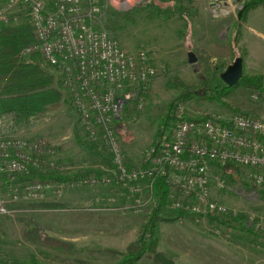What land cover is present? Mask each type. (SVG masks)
I'll use <instances>...</instances> for the list:
<instances>
[{"label":"rangeland","instance_id":"obj_1","mask_svg":"<svg viewBox=\"0 0 264 264\" xmlns=\"http://www.w3.org/2000/svg\"><path fill=\"white\" fill-rule=\"evenodd\" d=\"M245 1L248 0H146L124 12L104 9L98 25L124 50H150L164 66L144 90L136 92L123 114V127L118 133L126 164H140L158 133H163L161 126L172 106L175 120L182 110L187 119L244 113L264 121V100L243 87L223 88L220 78L236 58L245 61L249 57L246 47L255 64L264 61V6L251 11L246 22L241 23L239 14ZM160 2L165 6L181 4L183 17L161 18L152 7ZM238 23L241 39L234 46L232 39ZM188 53L194 54V64L188 63ZM41 68L53 75L44 64ZM243 72L247 74L245 66ZM55 87L64 98L60 109L33 118L21 128L10 117H0V135L45 139L54 149L51 161L58 168L54 171L62 176L84 170L111 175L114 166L108 153L96 150L87 141L76 109L56 78ZM74 131L92 151L81 148ZM232 168L228 174L214 170V176L224 180V190H218L214 181L210 188L212 199L227 208L225 215L196 222L165 207L159 211L163 219L158 222L159 252L172 253L177 264H264V192L253 188L243 170ZM142 191L138 197H129L124 188L112 186L66 188L60 197L47 193L41 200L23 202L64 205L59 210H14L8 204V214L2 218L0 259L25 262L34 255L41 264H116L117 257L102 252H125L155 207L153 190L144 187ZM3 197L8 200L7 195ZM137 200L139 206L135 204ZM33 229L43 239L71 246L62 253L25 242L22 232ZM138 264L147 263L143 260Z\"/></svg>","mask_w":264,"mask_h":264},{"label":"built area","instance_id":"obj_2","mask_svg":"<svg viewBox=\"0 0 264 264\" xmlns=\"http://www.w3.org/2000/svg\"><path fill=\"white\" fill-rule=\"evenodd\" d=\"M145 1L0 0V24L26 21L30 26L34 41L22 50L21 58L40 57L69 96L87 141L96 150L106 151L114 166L109 176L67 183L28 182L8 189V200L0 188V232L8 204L41 200L47 193L60 197L66 188L112 186L138 197L144 187L152 190V183L162 177L172 189L165 208L196 222L228 211L210 194L213 181L218 190L226 188L221 176H214L215 169L221 170L217 166L243 170L253 188L264 192V121L244 113L197 121L179 110L170 139L157 140L138 166L127 169L118 133L123 114L136 92L144 90L164 66L150 50L127 52L98 23L105 8L124 12ZM53 155L45 139L0 135V177L12 180L33 168L57 170ZM135 204L140 205L138 200Z\"/></svg>","mask_w":264,"mask_h":264},{"label":"trees","instance_id":"obj_3","mask_svg":"<svg viewBox=\"0 0 264 264\" xmlns=\"http://www.w3.org/2000/svg\"><path fill=\"white\" fill-rule=\"evenodd\" d=\"M264 6V0H248L243 4V9L239 14L240 22L245 23L247 16L251 11L258 10ZM156 9V13L161 18L179 16L183 17V7L181 4H172L165 6L164 2L157 5H152ZM163 14V15H161ZM243 19L245 21L243 22ZM232 39V44L237 46L241 37V26L236 25ZM33 36L29 24L26 21H21L17 25L0 24V117H10L13 124L18 127L29 125L33 118L45 116L48 113L60 109L64 104V98L61 90L55 87V78L53 75L45 72L41 66L42 61L39 56L34 55L29 60L21 58L20 54L24 48L33 43ZM243 87L257 94L264 100V74L248 75L243 72V75L237 85V88ZM175 106V105H174ZM173 107V106H172ZM169 108V113L161 127L163 133H158L157 140H169L171 131L175 127V117L173 109ZM207 116L202 121L209 119ZM74 136L81 148L92 151L91 146L81 142L74 131ZM156 140V141H157ZM155 141V142H156ZM152 143V145L155 144ZM128 170L135 168L134 165L126 164ZM222 171L228 172L233 170L232 166L226 165L223 168L217 166ZM95 176L100 177L101 174L93 170H84L73 175L62 176L55 171H39L30 169L29 173L22 176H17L14 179L0 177V188L3 194H7L8 189L21 187L25 183L32 181L49 180L54 183H67L82 177ZM153 197L155 207L151 211L145 224L141 227L137 239L132 242L125 252L115 250H104L105 253L119 260L116 264H138L145 261L147 264H177L174 261V255L170 252H159L157 250L159 235L158 222L163 220L159 217V211L165 207L168 195L171 193V186L165 178L159 177L152 183ZM14 210H59L64 207L60 203H35L26 205L24 203H16L9 205ZM216 220V219H215ZM22 238L25 242L33 245H39L57 250L59 252H67L70 244L60 242L55 239L41 238L37 229L31 231H23ZM80 264L81 262L74 261L71 264ZM0 264H41L39 260L30 255L27 261H18L16 259L1 258ZM58 264H69L67 261Z\"/></svg>","mask_w":264,"mask_h":264},{"label":"water","instance_id":"obj_4","mask_svg":"<svg viewBox=\"0 0 264 264\" xmlns=\"http://www.w3.org/2000/svg\"><path fill=\"white\" fill-rule=\"evenodd\" d=\"M196 58L193 53H188V63L194 64ZM243 75V62L241 58H236L234 62L221 74L220 78L226 87L237 85Z\"/></svg>","mask_w":264,"mask_h":264},{"label":"crops","instance_id":"obj_5","mask_svg":"<svg viewBox=\"0 0 264 264\" xmlns=\"http://www.w3.org/2000/svg\"><path fill=\"white\" fill-rule=\"evenodd\" d=\"M247 49V54L249 57L243 62V65L245 66V71H247V74L249 75H259V74H264V61L259 60L256 64L254 63V60L252 59L249 49ZM243 66V67H244ZM226 116V115H225Z\"/></svg>","mask_w":264,"mask_h":264}]
</instances>
